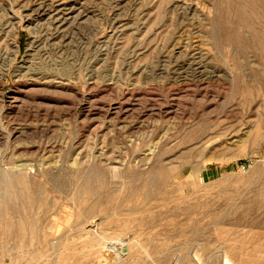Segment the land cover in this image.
Masks as SVG:
<instances>
[{"label":"rangeland","instance_id":"rangeland-1","mask_svg":"<svg viewBox=\"0 0 264 264\" xmlns=\"http://www.w3.org/2000/svg\"><path fill=\"white\" fill-rule=\"evenodd\" d=\"M7 168L0 264H264V0H0Z\"/></svg>","mask_w":264,"mask_h":264},{"label":"bare ground","instance_id":"bare-ground-1","mask_svg":"<svg viewBox=\"0 0 264 264\" xmlns=\"http://www.w3.org/2000/svg\"><path fill=\"white\" fill-rule=\"evenodd\" d=\"M34 40H35V37L32 36V40L29 43V50L30 51H33L34 50V44L36 43ZM15 52H16V50H15ZM14 173H15V171L7 168V169L1 170L0 176H1L2 179H4V178L11 179V177L13 176ZM16 174H18V173H16ZM108 248L110 250L115 251L117 253V256L119 258L122 257V256H124V255H126V253H127L126 243L124 242V240H123L122 237L117 238L115 241H113L112 243H110V245H109ZM118 248H120V250ZM225 259H227V258H225ZM223 263H224V260H223ZM225 264H230V263L228 262V260L227 261L225 260Z\"/></svg>","mask_w":264,"mask_h":264}]
</instances>
